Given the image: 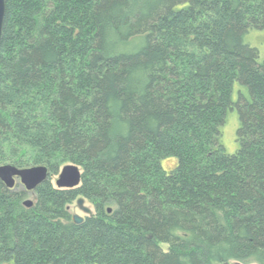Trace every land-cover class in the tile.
<instances>
[{
    "label": "trees",
    "instance_id": "trees-1",
    "mask_svg": "<svg viewBox=\"0 0 264 264\" xmlns=\"http://www.w3.org/2000/svg\"><path fill=\"white\" fill-rule=\"evenodd\" d=\"M252 30L264 0H5L0 166H44L48 180L30 208L0 181V264H264ZM66 165L76 189L51 185ZM80 198L93 215L75 225Z\"/></svg>",
    "mask_w": 264,
    "mask_h": 264
},
{
    "label": "water",
    "instance_id": "water-1",
    "mask_svg": "<svg viewBox=\"0 0 264 264\" xmlns=\"http://www.w3.org/2000/svg\"><path fill=\"white\" fill-rule=\"evenodd\" d=\"M5 17V0H0V42L2 38V30ZM48 180V170L44 166H36L19 169L12 165L0 166V181L8 190H14L16 181L23 187V190L32 194L36 188L42 183ZM81 180V171L77 166L66 165L58 173L55 181V187L59 190H73L79 187ZM84 200L78 199L76 205L78 209L84 214L85 217H91L93 215L92 210L84 207ZM24 207L30 208L33 206V202L26 200L23 203ZM110 212V210H108ZM73 223L80 225L83 223L84 218L80 216H72ZM241 264V263H235Z\"/></svg>",
    "mask_w": 264,
    "mask_h": 264
},
{
    "label": "rangeland",
    "instance_id": "rangeland-1",
    "mask_svg": "<svg viewBox=\"0 0 264 264\" xmlns=\"http://www.w3.org/2000/svg\"><path fill=\"white\" fill-rule=\"evenodd\" d=\"M244 43L258 52V63L261 65L264 64V30L249 31L244 36ZM236 88H237V85H235L234 89ZM238 127H239V120H238L236 111H234L228 114L225 124L223 125L222 130H221L222 146L228 155L235 154L239 148L238 143L236 141V132H237ZM175 163L176 161L174 159H166L161 163V166L164 170L170 171L171 169L174 168ZM62 168L63 167H61L60 170ZM56 179H57V176H53L50 181L51 185L54 188H56L55 187ZM21 189H23V187L18 184V181H16V186L14 190H21ZM26 200L34 202L35 197L33 196V194H30ZM83 205L84 207L91 209L93 212L92 207L87 202H84ZM69 212L72 216L77 215V216H80L81 218H85L84 214L78 209L76 205V201L73 202L71 205H69Z\"/></svg>",
    "mask_w": 264,
    "mask_h": 264
}]
</instances>
